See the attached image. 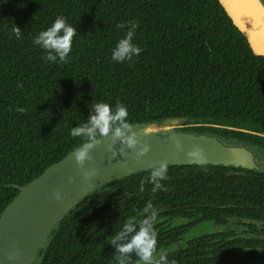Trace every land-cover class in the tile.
Wrapping results in <instances>:
<instances>
[{"label": "trees", "instance_id": "16d2710c", "mask_svg": "<svg viewBox=\"0 0 264 264\" xmlns=\"http://www.w3.org/2000/svg\"><path fill=\"white\" fill-rule=\"evenodd\" d=\"M57 16L77 31L66 63L45 62L33 44ZM129 21L137 24L133 43L142 51L117 63L111 50ZM95 102L123 104L133 125L174 120L177 130L264 153V57L218 0H0V215L18 193L14 186L81 143L69 130L87 120ZM149 173L82 200L34 264H115L119 253L109 238L129 221L138 229L152 211L153 258L163 256L160 264H264V173L170 166L156 192ZM230 220L245 228L242 234L224 227ZM208 223L220 228L186 236ZM127 256L126 264H139L134 252Z\"/></svg>", "mask_w": 264, "mask_h": 264}, {"label": "water", "instance_id": "95a60500", "mask_svg": "<svg viewBox=\"0 0 264 264\" xmlns=\"http://www.w3.org/2000/svg\"><path fill=\"white\" fill-rule=\"evenodd\" d=\"M233 25L246 38L251 50L264 57V6L259 0H218ZM174 120L136 124L138 144H117L113 158L107 151L110 138L94 146L85 161L96 176L85 180L71 152L48 166L24 186L0 215V264H34L59 222L82 200L104 186L147 172L161 161L170 166L211 165L264 173V161L245 144H229L216 135L177 130ZM149 147L144 156L137 152ZM199 153L193 163L188 153ZM59 192L61 199H55Z\"/></svg>", "mask_w": 264, "mask_h": 264}, {"label": "clouds", "instance_id": "9594fccd", "mask_svg": "<svg viewBox=\"0 0 264 264\" xmlns=\"http://www.w3.org/2000/svg\"><path fill=\"white\" fill-rule=\"evenodd\" d=\"M118 29H124L125 23H118ZM137 24L135 21L127 22V30L122 38H120L111 50V60L117 63L133 60L138 56L142 49L135 43L133 38ZM11 33L20 37L21 30L11 25ZM77 34L76 28L70 25L62 16H57L50 26L40 31L33 39V44L39 46L43 50V60L52 63H66L70 58L72 51V41L74 35ZM24 112V108L17 109ZM128 110L126 106L117 103L115 107L106 102H95L91 105L90 115L87 120L76 127L69 130L71 137L81 138V143L75 147L71 156L74 162L81 170L85 180H90L96 176L95 169L86 170L84 168L85 161L89 159L90 150L102 140L110 138L107 145V151L114 158L117 155L116 145L120 144L128 148H135L138 144L137 134L134 130L135 126L129 123ZM149 150L144 145L137 152L138 156H144ZM188 157L193 163H198L199 153L193 151L188 153ZM168 161H161L157 165L151 167L148 183L152 184V191L163 190L164 185L161 181L168 178ZM140 191H143L144 181H141ZM55 199L60 200V193H55ZM151 208V205L148 206ZM147 210V209H146ZM156 219V212L152 211L149 218L140 222L138 229L134 228L133 221H129L123 225L115 236L110 237V243L116 246L119 253L116 256L115 264H126L128 253H135L139 264H160L165 258L161 256L159 260H154L153 252L156 246V238L152 229V222ZM131 233L129 239L124 243L117 244L126 234Z\"/></svg>", "mask_w": 264, "mask_h": 264}, {"label": "rangeland", "instance_id": "374dc122", "mask_svg": "<svg viewBox=\"0 0 264 264\" xmlns=\"http://www.w3.org/2000/svg\"><path fill=\"white\" fill-rule=\"evenodd\" d=\"M257 154H259L261 158L264 157V153L261 152V151H257ZM261 160H263V159H261ZM224 227H226V228H228V227H234L236 229V232L238 234H242L243 231L245 230V228L242 227L241 225H239L235 220H230ZM218 228H220V226L219 225H216V224H209V223L208 224H202V225L196 227L195 229L190 230L187 233L186 236L187 237H189L191 235L196 236L199 233L203 232L205 229L206 230L207 229L208 230H211V229H218ZM258 228H261V226L258 225Z\"/></svg>", "mask_w": 264, "mask_h": 264}]
</instances>
